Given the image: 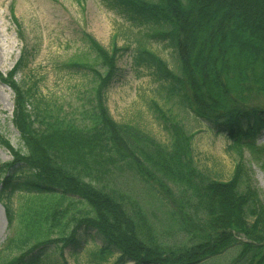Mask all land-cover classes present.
Here are the masks:
<instances>
[{"label": "trees", "instance_id": "16d2710c", "mask_svg": "<svg viewBox=\"0 0 264 264\" xmlns=\"http://www.w3.org/2000/svg\"><path fill=\"white\" fill-rule=\"evenodd\" d=\"M103 1L132 20L157 26L153 36L173 44L178 72L152 52H137L136 62L156 68L169 81L171 93L225 134L229 150L239 155L248 149L264 171V144L256 143L264 130V0ZM86 36L94 61L67 65L85 68L97 80L86 125L74 123L16 82L22 56L5 76L0 74L14 92L12 123L24 147L13 149L0 134L12 155L9 162H0V202L8 224L14 218L12 192L18 189L34 198L25 200L20 229L4 247L17 253L0 264H38L50 245L59 247L62 264H68L62 252L76 245L82 229L101 236V259L118 253L114 264H213L206 259L233 246L239 247L233 264H264V203L247 183L241 188L248 180L241 162L227 180L211 179L194 164L192 135L162 111L171 134L168 146L116 122L104 91L116 74L119 52L126 49L115 44L106 49ZM121 166L154 183L178 205L186 241H163L140 206L130 208L104 183L112 167ZM18 167L28 174L15 176ZM76 203L83 206L74 207Z\"/></svg>", "mask_w": 264, "mask_h": 264}, {"label": "rangeland", "instance_id": "374dc122", "mask_svg": "<svg viewBox=\"0 0 264 264\" xmlns=\"http://www.w3.org/2000/svg\"><path fill=\"white\" fill-rule=\"evenodd\" d=\"M156 29L155 24L132 20L119 7L103 0H0V74L5 76L22 56L23 65L15 74L16 82L24 89L31 88L37 97L60 109L74 123L86 125L97 80L85 68L67 65L94 61L95 54L86 35L106 49L113 44L124 47L126 50L118 54L116 74L104 91L112 118L135 126L156 143L168 146L171 134L158 112L162 111L168 120H174L192 135L190 146L199 171L211 179L227 180L240 161L248 178L241 188L247 183L264 203V171L254 155L248 149H242L239 155L229 150L225 134L217 133L209 122L197 117L188 104L171 93L169 81L161 78L156 68L147 61L136 62L137 52H152L169 69L178 72L173 44L154 37ZM98 69L103 72L101 66ZM13 99L12 89L0 80V134L13 149L22 151L23 143L12 123ZM256 143L264 144V130L257 135ZM11 159L10 151L0 142V162ZM27 174L24 167H18L14 175L23 178ZM104 183L120 193L130 208L134 204L140 206L163 241L173 244L186 241L176 212L178 205L164 198L154 183L122 166L112 167ZM27 198L34 199L18 189L10 195L14 209L11 224L0 202V260L17 253L15 248L4 247L20 229L19 214ZM175 198L179 203L180 196L177 194ZM82 206V203L74 205ZM103 244L97 232L82 229L76 245L64 248L62 255L68 264H114L118 254L115 250L106 254L105 259L99 257ZM238 250V246L230 247L206 262L233 264ZM38 264H62L59 247L50 245L43 249Z\"/></svg>", "mask_w": 264, "mask_h": 264}]
</instances>
